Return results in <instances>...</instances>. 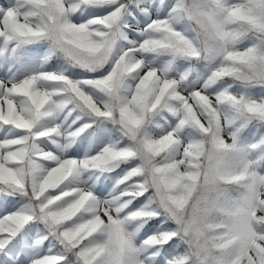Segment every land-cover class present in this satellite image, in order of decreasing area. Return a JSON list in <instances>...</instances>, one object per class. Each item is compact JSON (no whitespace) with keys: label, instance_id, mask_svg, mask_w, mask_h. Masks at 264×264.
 <instances>
[{"label":"snow or ice","instance_id":"obj_1","mask_svg":"<svg viewBox=\"0 0 264 264\" xmlns=\"http://www.w3.org/2000/svg\"><path fill=\"white\" fill-rule=\"evenodd\" d=\"M0 264H264V0H0Z\"/></svg>","mask_w":264,"mask_h":264}]
</instances>
